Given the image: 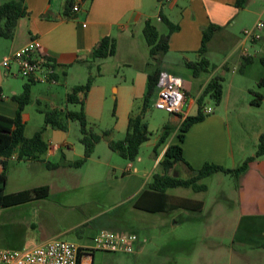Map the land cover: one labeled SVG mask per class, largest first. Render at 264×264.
Here are the masks:
<instances>
[{"label":"crops","instance_id":"crops-1","mask_svg":"<svg viewBox=\"0 0 264 264\" xmlns=\"http://www.w3.org/2000/svg\"><path fill=\"white\" fill-rule=\"evenodd\" d=\"M236 2L74 0L80 11L75 18L67 19L63 14L66 0H25L27 15L17 21L11 38L0 37V115L15 117L18 104L13 97L30 84L20 78L13 64L4 69L2 58L31 39H39L42 52L55 61L58 82L55 85L30 84V100L21 114L24 136L31 138L42 130L46 151L36 158L19 160L16 148L10 155L0 157L1 172L4 165L6 175L5 189L0 197L1 249L32 248L54 239L63 240L69 234L85 239L90 232L94 237L104 227L129 221L135 230L127 232L139 237L132 255L140 260L147 252L149 239L157 234L160 241L164 236L162 232H173L181 225L183 217L191 220L203 210L205 203L199 195L207 191L204 183L199 185L205 190L198 192L191 187L169 188L164 192L150 190L148 186L156 174L143 166L147 161L139 155L136 157L138 163L121 158L108 148L107 139L124 138L129 117L141 111L147 75L159 68L161 73L181 82L185 101L179 114L167 116L165 125L170 126L172 132L166 144L157 149V155L153 152L152 169L161 166L159 162L169 145H180L182 158L191 169L183 163L176 164L187 174V178L182 179L192 177L193 171L206 163L235 169L254 154L234 157L227 104L234 86L246 93L250 91L252 80L257 83L264 75L258 62L264 56V32L258 40L243 36V30L253 27L264 12L254 9L255 5L264 9V0H248L242 7ZM160 12L178 29L169 34L168 50L157 63L150 57L143 29L150 21L159 35H167L169 28L161 20ZM210 25L218 30L207 43L205 53L200 54L203 31ZM106 37L115 43L114 54L93 58V50ZM202 57L209 62V68L195 76L188 64ZM246 67L253 68L252 80L244 72ZM229 73L232 74L226 81L229 92L224 95L222 86V99L215 108L206 104L210 99L206 96L203 111L210 109V113L192 125L183 142H179L178 127L185 117L197 113V99L207 83L214 77H220L223 82ZM89 76L93 77L90 90L77 94L88 126L97 134L105 130L111 133L96 144L83 165L72 167L69 164L83 156L84 148L79 124L67 120L65 114L79 111L81 105L68 104L66 95L73 87L84 84ZM262 94L264 97V91ZM48 111L59 113L65 130L45 124L44 114ZM261 119L263 122L254 127L255 146L263 132L264 115ZM159 138L148 139L142 145L154 151ZM239 180L236 187L239 200L233 208L238 222L230 241L237 247L233 249L229 244L223 251L227 252L228 260L236 257L238 264H264V157L249 163ZM250 188L255 191L246 197L243 192ZM33 189L41 191L37 196L21 195ZM99 205L104 207L99 208ZM105 208L117 212L112 219L105 218L98 226L92 225L93 219L104 215ZM253 225L259 227L252 228Z\"/></svg>","mask_w":264,"mask_h":264},{"label":"trees","instance_id":"trees-1","mask_svg":"<svg viewBox=\"0 0 264 264\" xmlns=\"http://www.w3.org/2000/svg\"><path fill=\"white\" fill-rule=\"evenodd\" d=\"M248 0H237L238 7L244 6ZM75 6L74 0H66L64 7V16L67 19H73L76 17L73 12ZM27 15V8L25 0H7L0 4V37L11 38L17 21ZM161 20L169 28L167 35H159L155 27L147 21L143 29V35L147 44L150 46V57L155 62L160 61V57L164 55L168 50L169 34L176 31L178 27L173 25L162 13L159 14ZM218 30V27L210 25L204 31L202 35L201 47L199 49L200 54H204L206 51V45L211 39L213 33ZM115 43L112 39L103 38L98 46L93 50V58H107L114 54ZM259 64L264 69V56L258 59ZM188 67L193 70V74L196 76L200 72L207 71L209 68V62L202 57L198 62L189 63ZM161 70L156 68L153 72L147 75L146 91L142 100V108L138 115L130 116L128 121L127 130L125 136L121 140L107 139L108 148L117 153L121 158L133 161L139 152L140 146L149 139V132L147 125L144 122L147 109H150L156 99L157 84ZM32 84V83H30ZM30 84L25 85L23 91L13 97L17 102L18 107L14 118H7L0 115V157L10 155L16 148L18 149L17 157L21 159H33L43 154L47 146L42 141V130L37 132L33 137L27 138L24 136V124L21 119V114L24 107L30 100ZM93 84V77L89 76L86 82L82 85L73 87L66 95V102L68 104L79 103L81 105L80 110L77 112H67L65 118L67 120L76 121L80 126L81 139L80 142L83 145V156L70 163L69 166L80 167L84 162L92 155L96 144L102 138H108L110 131L105 130L102 133L97 134L93 132L89 126L82 107V102H79L77 97L78 93L86 94ZM257 86L264 88V75L257 81ZM255 98L251 101V105L259 106L261 95L257 92L251 91ZM208 96L216 105L221 102L222 99V79L220 77L212 78L205 86L203 92L197 99V113L193 116L185 117L180 126L178 127V140L183 142L185 133L195 123L201 122L207 114L204 113L203 99ZM57 111H48L44 114L45 124L58 129L65 130L66 127L59 119ZM172 129L170 126L165 125L159 141L154 149L155 155H157V149L164 146L170 136ZM264 157V128L263 132L259 135L256 144L255 152L252 156L247 157L242 164L235 169H225L218 165L204 164V166L193 171V176L188 179H182L180 177H174V174H170V171L178 163L185 164L189 169L187 163L182 158V150L180 145H169L166 147L162 160L159 164L163 168V174H156L153 176L152 183L148 186L150 190L164 192L169 188L176 187H191L195 191H204L205 187L199 185L198 182L211 176L215 173H223L225 175H232L238 178L244 172H246L249 163L255 161L258 158ZM49 168H54V165H47ZM191 170V169H190ZM5 168L0 173V197L3 195L5 189ZM41 189H33L30 192L22 193L21 195H34L37 196ZM82 229H79V231Z\"/></svg>","mask_w":264,"mask_h":264},{"label":"rangeland","instance_id":"rangeland-1","mask_svg":"<svg viewBox=\"0 0 264 264\" xmlns=\"http://www.w3.org/2000/svg\"><path fill=\"white\" fill-rule=\"evenodd\" d=\"M5 1L7 0H0V4ZM254 9L256 11L259 10V12L264 10L259 5H255ZM251 71L253 72V68L250 69L249 67H246L244 70L250 80H252ZM230 77H232V74H226V79L222 82L224 95L229 92L226 81ZM253 82L254 80H252L250 91H246V93L239 90L240 88L236 86L230 90L231 97L227 104L229 112L227 120L231 149L235 158H238L240 154L247 156L255 152L256 139L254 127L257 126V123L261 124L263 122L261 116L263 117L264 115V97L262 94L264 88L258 87L257 83ZM251 91L261 95L262 98L259 106L251 105V101L255 98ZM55 98L57 99L58 97L55 96ZM206 104L213 108L217 106L211 99H207ZM167 116L166 112L158 110L153 106L147 109L144 121L147 125L150 141L161 137L163 126L167 122ZM153 152L150 146L144 144L139 148L138 155L147 161L143 166L149 172L160 174L161 169H163L162 166L158 169H152L151 160ZM162 158L163 156L161 160ZM132 162L138 163L137 158ZM176 166L170 171V174L176 173L177 177L187 178V174L183 168L180 165ZM239 182V177L236 178L232 175L221 173L209 180L200 181L198 184L204 183L207 186V191L199 195L204 201L205 206L202 211L194 215L193 219L187 220L183 217L180 222L181 225L176 227L173 232H162L164 236L160 241L156 237L157 234L154 238L149 239L147 252L140 260L137 259V256L133 255L95 252L94 264H230V262L231 264H238L236 257L232 261L228 260L227 252L225 251L229 244L233 249L237 247V244H231L230 241L232 238L231 234L238 222V214L233 208L236 207L239 200L238 191L236 190ZM254 191L253 188H250L243 192V194L249 197ZM103 207L99 205V208ZM105 209L106 211L103 216L92 220V225L98 226L100 220L105 218L112 219L117 212L115 209ZM133 225L129 221H119L115 225L104 227L103 230L111 232L133 231L135 230ZM253 226L252 228L259 227ZM62 239L76 245H91L93 235L90 232L85 239H78L75 235L69 234ZM141 240L144 243L147 241L143 238ZM223 244L225 248L221 249ZM224 249L225 251H223Z\"/></svg>","mask_w":264,"mask_h":264},{"label":"built area","instance_id":"built-area-1","mask_svg":"<svg viewBox=\"0 0 264 264\" xmlns=\"http://www.w3.org/2000/svg\"><path fill=\"white\" fill-rule=\"evenodd\" d=\"M75 5L73 12L78 13ZM264 12L254 26L243 30L245 39L258 40L264 32ZM17 69L18 75L28 83H47L55 85L56 63L42 52V46L37 38L31 39L26 45L14 53L2 58L1 66L9 69L11 65ZM185 101V93L181 82L167 73H161L157 84L156 99L153 107L177 115L181 112ZM205 114L210 109L204 110ZM0 164V173H1ZM139 237L131 232H111L99 230L92 239L91 245H76L74 243L54 239L43 245L20 250H5L0 248V264H94L95 252L132 255Z\"/></svg>","mask_w":264,"mask_h":264},{"label":"water","instance_id":"water-1","mask_svg":"<svg viewBox=\"0 0 264 264\" xmlns=\"http://www.w3.org/2000/svg\"><path fill=\"white\" fill-rule=\"evenodd\" d=\"M174 177H177V175H176V174H174Z\"/></svg>","mask_w":264,"mask_h":264}]
</instances>
